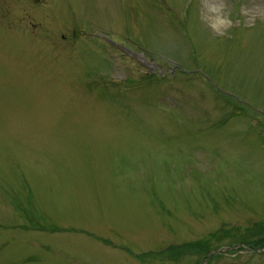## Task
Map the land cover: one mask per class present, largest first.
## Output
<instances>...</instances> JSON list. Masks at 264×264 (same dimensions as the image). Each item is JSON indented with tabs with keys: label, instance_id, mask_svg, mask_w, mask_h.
Listing matches in <instances>:
<instances>
[{
	"label": "rangeland",
	"instance_id": "1",
	"mask_svg": "<svg viewBox=\"0 0 264 264\" xmlns=\"http://www.w3.org/2000/svg\"><path fill=\"white\" fill-rule=\"evenodd\" d=\"M188 2L0 0V264H264V0Z\"/></svg>",
	"mask_w": 264,
	"mask_h": 264
},
{
	"label": "trees",
	"instance_id": "2",
	"mask_svg": "<svg viewBox=\"0 0 264 264\" xmlns=\"http://www.w3.org/2000/svg\"><path fill=\"white\" fill-rule=\"evenodd\" d=\"M248 244V243H246ZM256 244H261V245H264V236H262L261 238H259L257 241H256ZM195 248H197V246H195ZM198 249V248H197Z\"/></svg>",
	"mask_w": 264,
	"mask_h": 264
}]
</instances>
